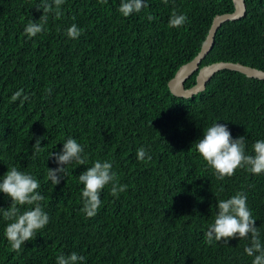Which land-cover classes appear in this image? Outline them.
<instances>
[{
    "label": "trees",
    "instance_id": "1",
    "mask_svg": "<svg viewBox=\"0 0 264 264\" xmlns=\"http://www.w3.org/2000/svg\"><path fill=\"white\" fill-rule=\"evenodd\" d=\"M40 2L0 0V178L16 167L37 179L49 223L16 252L0 211V264H56L73 252L83 264H252L244 251L250 238L209 245L205 232L217 202L241 192L264 244V173L238 168L219 180L195 142L217 122L233 139L245 137L253 154L264 140V80L223 69L191 97L168 86L199 53L214 17L234 11V0H147L128 17L118 11L121 0H64L60 17L49 13L44 30L29 38L24 28L43 14ZM245 2V16L223 23L200 67L228 61L264 70V0ZM173 11L187 15L184 26H168ZM73 24L81 30L76 39L67 35ZM69 137L83 146L87 163L66 165L55 185L50 155ZM36 138L41 150L33 157ZM140 147L150 161L137 159ZM97 160L111 162L127 190L114 197L107 185L89 218L78 177ZM11 203L0 192V208Z\"/></svg>",
    "mask_w": 264,
    "mask_h": 264
},
{
    "label": "clouds",
    "instance_id": "2",
    "mask_svg": "<svg viewBox=\"0 0 264 264\" xmlns=\"http://www.w3.org/2000/svg\"><path fill=\"white\" fill-rule=\"evenodd\" d=\"M63 3L64 0H41L36 10H42L43 14L38 21L33 20L27 23L24 33L29 38L41 33L49 13H53L57 18L60 17V6ZM164 3L166 4L167 0H164ZM146 7H148L147 0H121L118 11L124 17H128ZM147 18L149 21L154 19L151 15ZM187 21L186 14L173 11L169 17L168 26L180 28ZM80 34L81 30L75 24L67 29L69 38L76 39ZM22 92V89L15 92L11 100L16 101L21 97ZM27 99L25 95L21 102ZM41 139L36 138L33 145V157L41 150ZM195 149L219 180L233 176L238 168L246 169L254 175L264 173V140H257L252 145L253 154H246L245 137L233 139L225 124L214 122L207 127L203 131V137L195 142ZM83 153L84 148L76 139L67 138L60 152H53L50 155L58 165L55 169L49 168L48 177L51 182L55 185L59 184L63 174H66V165L73 161L79 165H85L87 157ZM137 159L150 161L152 157L144 147H140L137 150ZM78 180L83 186L81 212L89 218L97 214L101 206V192L107 185L111 184V195L114 197H118L119 193L127 190V185L118 182L116 174L112 172V163L109 161H95L91 167H87V170L79 175ZM39 188L37 179L16 167L8 168L4 176L0 178V192L10 197L12 201L8 208H0L3 217L10 221L5 227L4 235L11 249L16 252H19L26 241L32 240L37 232L49 223V216L40 203L44 200V196L37 191ZM24 205L30 207L21 212L19 206ZM255 224L256 220L253 219L252 212L248 208L246 195L237 192L230 198L217 202V213L214 222L205 232V239L211 245L214 241L223 240L227 243L230 238H250L249 245L244 249L245 253L253 257L252 264H264V244L260 240V233ZM84 259L75 252L68 255L60 254L56 257V264H83Z\"/></svg>",
    "mask_w": 264,
    "mask_h": 264
},
{
    "label": "water",
    "instance_id": "3",
    "mask_svg": "<svg viewBox=\"0 0 264 264\" xmlns=\"http://www.w3.org/2000/svg\"><path fill=\"white\" fill-rule=\"evenodd\" d=\"M235 9L233 12L217 14L210 26L209 32L202 44L199 53L190 62L179 68L175 76L168 82V86L174 95L180 97H191L206 88L207 82L218 71L223 69L235 70L244 73L248 77L259 78L264 80V70L252 67L241 62H214L203 67L200 63L205 59L207 54L213 48L215 37L218 29L223 23L236 20L245 16L247 6L245 0H234ZM198 71L196 83L191 87H186V80Z\"/></svg>",
    "mask_w": 264,
    "mask_h": 264
}]
</instances>
